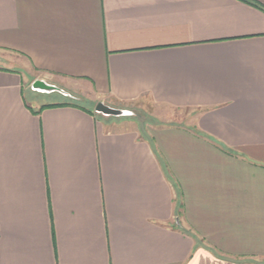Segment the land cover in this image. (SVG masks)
Masks as SVG:
<instances>
[{
	"label": "crops",
	"instance_id": "obj_1",
	"mask_svg": "<svg viewBox=\"0 0 264 264\" xmlns=\"http://www.w3.org/2000/svg\"><path fill=\"white\" fill-rule=\"evenodd\" d=\"M0 264H264V0H0Z\"/></svg>",
	"mask_w": 264,
	"mask_h": 264
},
{
	"label": "rangeland",
	"instance_id": "obj_2",
	"mask_svg": "<svg viewBox=\"0 0 264 264\" xmlns=\"http://www.w3.org/2000/svg\"><path fill=\"white\" fill-rule=\"evenodd\" d=\"M56 83L58 84L59 82ZM63 85L64 84H62L61 86L66 88ZM27 92V96L28 94H33L28 89ZM74 95L76 96V98L71 101L82 103L84 105H87L92 110L94 109L96 101L90 100L86 96L77 92H75ZM53 96L54 98H57L59 100H67L61 95L55 94ZM105 104L114 105L110 102H106ZM120 107H127L129 110L132 111V114L126 117L104 116L101 113L96 112L95 114H97L98 117H100L101 119L108 121L110 128H117L116 125L120 126V124L122 123V126L136 127L138 129L147 128L149 126H154L157 124H171L177 123L179 121H188L192 118V115L194 114L192 110L158 107L148 102H134L127 105H121Z\"/></svg>",
	"mask_w": 264,
	"mask_h": 264
},
{
	"label": "water",
	"instance_id": "obj_3",
	"mask_svg": "<svg viewBox=\"0 0 264 264\" xmlns=\"http://www.w3.org/2000/svg\"><path fill=\"white\" fill-rule=\"evenodd\" d=\"M33 91L41 92V93H53L58 92L65 96H70L68 92L64 89L46 82L44 79H35L32 81L30 85ZM94 111L96 113H101L104 116H114V117H126L132 114L131 110L122 109L114 106H110L101 101L97 102L94 106Z\"/></svg>",
	"mask_w": 264,
	"mask_h": 264
}]
</instances>
